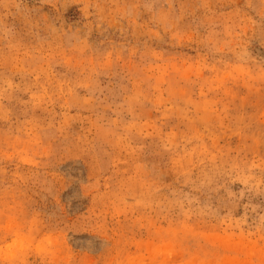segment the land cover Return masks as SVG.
Masks as SVG:
<instances>
[{"label": "rangeland", "instance_id": "1", "mask_svg": "<svg viewBox=\"0 0 264 264\" xmlns=\"http://www.w3.org/2000/svg\"><path fill=\"white\" fill-rule=\"evenodd\" d=\"M0 264H264V0H0Z\"/></svg>", "mask_w": 264, "mask_h": 264}]
</instances>
